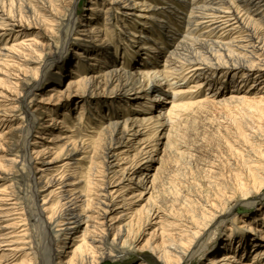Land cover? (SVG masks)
<instances>
[{"label": "bare ground", "instance_id": "obj_1", "mask_svg": "<svg viewBox=\"0 0 264 264\" xmlns=\"http://www.w3.org/2000/svg\"><path fill=\"white\" fill-rule=\"evenodd\" d=\"M3 1L0 0V4ZM106 1L110 3L108 13L118 14L114 12L108 21L114 25L117 21L123 23L122 34L129 37L127 20L139 4L132 5L131 0ZM157 1L159 4L154 7L143 1L145 9L153 12L139 16L144 18V22L139 23L142 35L136 36L139 38L132 40L130 45L124 40L125 51L138 57L134 63L137 69L133 72L118 61L120 46L113 50V45L105 43L104 29L91 24L88 19L92 18L78 25L79 20L74 15L77 11L66 10L70 26L64 34V47L73 40L72 36L81 33L84 39L77 41L87 46L80 57L91 61L87 69H83L85 74H77L72 79L69 71L81 72L79 65L73 66L76 58L72 55L60 59L58 52L51 54L53 56L44 59L36 70L38 51L33 41L21 42L17 49H8L9 40L4 37L12 27L24 30L28 26L25 18L16 14L9 16L0 8V76L8 84H0V103L6 106L0 110V119L3 125L9 122L8 131L0 134V144L6 148L2 150L4 161L0 163V180L11 182L0 185V264H101L113 259L115 254L130 253H142L145 260L141 264H186L205 247L207 236L214 228L228 220L225 209L215 208L204 222L193 220L177 224L169 221L173 218L162 211L155 200L157 167L151 162L157 159L152 153L157 151L158 142L165 148L169 146L170 137L167 133L161 135V127L170 131L182 110L209 101L188 102L184 98L187 90L182 88L186 81L194 84L193 90L187 93L193 94L203 88L208 98L223 105L244 101V91L236 90L239 83H235L236 77H241L242 82L264 83V0ZM98 7L96 4L91 11L95 13ZM167 34H171L170 38ZM237 34L246 36L249 46L244 50L247 55L238 54V42L233 37ZM54 65L57 71L52 73L49 69ZM223 76H230L229 84L234 89L227 85L223 90L217 87ZM141 80L147 82L146 87L139 86ZM157 81L160 84H155ZM45 86H52L62 100L70 103L76 101L73 93L79 87L82 89L80 96L104 98L98 101L100 107L93 110L95 121L100 123L101 133H95L102 136L101 153H93L91 143L73 141L69 135L71 129L65 122L67 117L59 128L60 121L51 112L48 115L51 125L43 130L46 113L33 102ZM118 99H128L129 105L138 104L139 108L126 114L129 105H115ZM19 109L24 119L17 126L14 118ZM44 131L53 136L54 143L61 149L54 158L49 156L53 154L52 149L46 145L35 151V156L29 149L30 138ZM129 133L132 137L127 140ZM34 145L37 147L38 143ZM19 148L21 155L17 154ZM147 152L149 158L142 162ZM65 158L68 161L56 174L47 176L50 166ZM85 159L91 161L89 179H85L82 172L81 163ZM130 159L132 165L128 164ZM38 161L40 166H35ZM16 168L21 172L23 185L29 186L24 203L14 189ZM247 170L250 179L249 184H243L244 188L253 187L261 193L264 179L259 174H264V157ZM49 190V196L58 199L55 206H51V200L44 199L42 205L39 202V193ZM238 202L247 204L244 200ZM262 209L264 203L261 207L257 204L256 210L262 212V219L258 221L239 218L244 226L238 234L228 226L221 243L208 253L204 264H253L240 261L243 256L237 255V248L249 242L251 245L247 247L256 249L253 255L259 254L256 259L261 256L264 249ZM146 226L152 229L147 234ZM72 232L76 239L70 237ZM155 234L162 237L163 246L144 239L145 235ZM241 237H245L242 243Z\"/></svg>", "mask_w": 264, "mask_h": 264}, {"label": "rangeland", "instance_id": "obj_2", "mask_svg": "<svg viewBox=\"0 0 264 264\" xmlns=\"http://www.w3.org/2000/svg\"><path fill=\"white\" fill-rule=\"evenodd\" d=\"M143 1L153 7L159 4L157 0H131L132 5L135 3L139 5L131 12L134 14L129 16L130 20H127V28L129 30H127L128 32L126 31V34L129 35V37L126 38V35L124 36L122 34V30H124L125 27L123 23L118 24L119 21H117V24L114 25L112 21H108V17L112 14L114 15L115 11L111 14L108 13L110 10V3L106 0H75V2L72 0V4H70L71 0H4L1 3L2 5L0 4L1 10L9 16H13L14 14L21 16L23 20L26 19L25 22L27 21L26 23L28 26L27 29L24 30H21L19 27H12L13 29L9 31L4 38H8L9 40L8 49L12 47L17 49L19 48V43L33 41L35 45L34 48L38 51V56H35L36 70L44 59L52 57L53 55L51 54L55 55L58 52L60 54V59L66 58L69 55L76 58L73 66L78 67L79 65L81 72L69 71L71 79L74 78V76L76 77L77 74H85L83 69H87L91 61H84L82 57H80V54L87 46V44L77 41V39H84L82 34L78 32L76 35L72 36L73 40L68 41L64 47L66 42L64 34L68 31V27L70 26L69 23L67 24L69 15L66 10L69 9L73 13L76 10L77 13L74 15H76L75 19L78 18L79 20L77 24L79 25L80 22L85 23L86 19L92 18L88 19L91 24H96L106 31V35L103 36L105 43L110 46L113 45V50H116V46H120L118 51L121 58H119L118 61L121 62V66L127 67L129 72H133L137 69L134 63L138 57L135 58L132 52L125 51L124 40L130 45L132 40H136L142 35L139 23H143L144 18H140L139 16L145 15V13L152 14L153 12L151 11L152 9L150 11L149 9H145V6L142 5ZM96 4L97 6L99 5V7L97 11L93 13L91 8L96 6ZM45 9L52 12V15ZM167 14L169 15V13ZM115 15L118 14L115 12ZM262 28L264 29V23ZM79 34L81 35L79 36ZM136 36L139 37L137 38ZM170 36L171 34H167L168 38H170ZM234 36L236 38L234 41L238 42V54L247 55L248 53L244 50L245 47L249 46L248 43L245 42L246 36L243 34H237V36L233 35V37ZM163 40L166 42V39ZM60 59L58 62L61 61ZM36 70H34V73ZM49 70L52 73L56 72V65L50 67ZM229 77L230 76L221 77L217 87L223 90L224 86L227 85L229 88L234 89L235 87L229 84ZM235 79H237L235 83L239 82L237 83L238 85H236V90L244 91L243 94L245 96L242 103H234L231 105H223L219 103L218 100H212L210 97L208 98L209 95H207V92L203 88L197 89L198 92L196 93L189 94L187 92L188 90H193L192 87H194V84L190 83V81H186L187 84L183 83L182 88L185 91L187 90L184 98L188 99V102L201 99H208L209 101L201 106L182 110L179 118L176 119L170 131L167 127H161L159 129L162 131H160L161 135L162 133H167L168 137H170L168 139L169 146L165 148L158 142L157 151L152 153L154 158L157 159L151 162L153 166L157 167L155 200L162 211L175 219H169V221H173L177 224L193 220L204 222V220L209 219L210 213H212L215 208L225 209L228 215L226 223L214 228L212 233L207 236L205 247L201 248L199 253H197L198 255L196 254L195 258L188 261L186 264L206 263L208 253L215 250L221 243L228 226L229 228H234L235 234H238L239 230L244 226L243 223L239 222V218L241 219V217H244L243 219L245 221L253 220L252 222L262 219L261 210L258 211L256 208L257 204L261 207L264 203V189L261 193H257L253 187H247V189H245L243 184H249L248 167L251 164L256 165L261 162L262 157H264V83H255L252 80L242 82L241 77H236ZM65 81L66 80H64V82ZM67 81H69V78ZM142 81L144 80H141L139 86L143 85L146 87L147 82ZM2 83L8 86L5 78L0 76V84ZM155 84L158 85L160 82L157 81ZM44 88L43 93L38 95L33 102L34 104L37 102L39 106L43 107L46 113L43 118V122L45 123L43 130L48 125H51L50 121H48L50 119L48 115L51 112L52 115H56V118L59 119V128L63 127L62 122L64 117H67V119L65 118V122L69 129H71L69 135L72 136L73 141H85L87 144L91 143L93 153H101L103 143L100 134V123L95 121L96 116L93 110L100 107L97 105L98 101L100 102L104 98L80 96L82 89L79 87L77 91L74 90L75 93H73L75 94L74 99H76V101L70 103L62 100V96L53 91L52 86H45ZM122 100L118 99L115 105L128 104V99ZM142 101L143 100H141V102ZM4 105V103H0V110L5 109L6 106ZM134 108L137 110V108H139L138 104L137 106L135 104L134 107L131 106L130 103L126 108V114L132 113ZM105 112L108 113V110ZM14 119L17 126L23 121L24 118L20 109L16 111V118ZM0 122L2 126L4 124L2 119H0ZM7 123L9 124V122ZM8 124L3 125V130H0V134H4L8 131ZM66 129L67 128L64 130ZM44 132L43 134L35 133L33 137L30 138L28 142L29 149L33 154L35 151H40L42 146L46 145L52 149L53 154L49 156L54 158L56 154L60 153L61 149L59 148V144L54 143L53 136L46 133V131ZM130 134L131 133L127 136V140L132 137ZM5 137H10V139H12L11 136L8 135H5ZM36 143H38L37 147L34 145ZM3 149H6L5 146L3 144L1 146L0 144V163L4 161ZM17 152L18 155H21V148H19ZM33 156L35 155L33 154ZM148 158L149 154L147 152L143 155L141 160L145 162ZM66 161H68L66 158L60 159L54 165H51L50 170L46 173L47 176L56 174ZM132 162L131 159L128 160L129 165ZM35 166H40L39 161ZM81 166L83 167L82 172L84 173V178L89 179L91 175L90 159H85V161L81 163ZM259 175L264 179V174ZM13 179L15 183V192L21 198L23 197L21 202L23 201L24 203V198H27L26 195H28L26 194V190L28 191L29 186L25 187L23 185L21 181V172L18 168L14 169ZM6 182L5 180H0V185H10L11 183ZM41 190L42 189L39 188L38 191L41 192ZM49 193L50 190L46 193H39V202L41 205L44 199L51 200V206L57 204L58 199L50 197ZM28 199L30 200V198ZM242 200L247 202V204L238 202ZM254 204H256V206H252ZM234 222L236 223L234 224ZM145 229L146 234L152 230H150L149 226H146ZM73 233L74 232H72L70 237L76 239V234L74 235ZM244 238L245 237H241L239 241H245ZM144 239H148L150 243L158 246H163V244H165L162 237L156 236V234L153 236L145 235ZM247 241L249 240L247 239ZM248 245H251V243L240 244L239 248H237V255H239V257L243 256L240 261L252 262L253 264H264V249L260 253L261 256L256 259L255 256L259 254L253 255L256 249H250V246L249 248L247 247ZM64 251L66 252L67 248H65ZM141 255L142 253L115 254L113 259L104 261L101 264H141L143 260H145ZM153 264L155 263L153 262Z\"/></svg>", "mask_w": 264, "mask_h": 264}]
</instances>
